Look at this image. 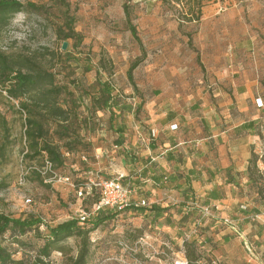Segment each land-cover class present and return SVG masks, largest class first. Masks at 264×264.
<instances>
[{
    "label": "rangeland",
    "instance_id": "374dc122",
    "mask_svg": "<svg viewBox=\"0 0 264 264\" xmlns=\"http://www.w3.org/2000/svg\"><path fill=\"white\" fill-rule=\"evenodd\" d=\"M22 1L34 2L42 9L17 13L2 35V49L7 52L18 49L69 51L70 58H80L78 64L62 60L65 73L60 74L59 79L67 82L78 77L80 89L74 85L70 88L77 91L76 94L84 91L86 97L82 98L81 109L90 119L89 129L81 131L84 142L90 145L81 146L75 154L69 155L67 164L57 168L58 175L49 178L42 167L43 158L25 157L24 114L18 111V102L0 88V143L4 144L3 156H0V212L13 217L36 214L53 225L75 218L80 208H90L95 199L80 200L74 187L61 181L60 175L83 174L92 169L107 176L111 163L116 164L108 156L119 149L116 147L117 126H125V135L120 137L124 141L144 134L150 118L148 104H156V110H166L195 102L200 99L202 89L199 87H203L207 77L211 80L219 60L235 53L244 56V48H235L234 41L243 42L250 32L264 41V0H202L200 21L184 22L181 26L179 13L186 11L189 0H182L180 4L174 0H130V15L140 41L134 38L127 24L123 9L127 0ZM67 8L76 18L74 27L82 34L81 43L74 39L63 41L57 34ZM64 42L68 46L63 50ZM198 54L200 59H197ZM100 58L107 64L106 71L99 67ZM136 60L133 82L127 71ZM45 63L61 66L55 60ZM86 66L91 70L86 71ZM201 75L202 83L199 82ZM108 80L114 86L113 94L122 103L134 107L142 104L141 110L119 114L117 110L102 109L94 113L91 94L98 92L100 82ZM82 153L88 154L86 164H83ZM36 168L43 171V177ZM28 197L32 198L31 202L26 201ZM167 224L168 221L157 218L151 226L140 213H120L91 234L94 240L91 239L94 242L92 264H160L159 257L149 247L137 245L138 239L129 236L131 229L143 233L156 248H166L171 258H182V226L168 227ZM41 230L47 232L46 226ZM211 236L215 239V235ZM8 237L9 233L3 239L4 244L8 243ZM35 241L42 243L37 238ZM78 242L77 238L68 239L64 243L66 253H53V264H67L68 257L77 254ZM122 242L127 244L126 248ZM25 255L29 254L20 249L15 257Z\"/></svg>",
    "mask_w": 264,
    "mask_h": 264
},
{
    "label": "crops",
    "instance_id": "0c3cea01",
    "mask_svg": "<svg viewBox=\"0 0 264 264\" xmlns=\"http://www.w3.org/2000/svg\"><path fill=\"white\" fill-rule=\"evenodd\" d=\"M257 37L250 32L243 42H233L244 48V56L235 53L219 60L211 80L207 77L199 87L200 99L158 111L156 104H148L144 134L124 141L108 156L116 162L107 167L109 174H127L138 188L137 197L151 203L171 192L197 197L216 205L219 215L230 216L239 233L213 219L196 235L202 239L200 250L222 264H264V198L249 175L253 152L264 148V41ZM258 172L262 174L259 167ZM147 212L143 216L151 226L160 218L168 227L181 224L183 231L200 216L197 210L185 213L173 206L162 213Z\"/></svg>",
    "mask_w": 264,
    "mask_h": 264
},
{
    "label": "trees",
    "instance_id": "16d2710c",
    "mask_svg": "<svg viewBox=\"0 0 264 264\" xmlns=\"http://www.w3.org/2000/svg\"><path fill=\"white\" fill-rule=\"evenodd\" d=\"M163 1L169 2V0ZM174 1L179 4L183 2L182 0ZM129 2L130 0H127L123 5L127 24L134 38L140 41L136 26L131 19ZM188 2L186 11L183 10L179 13L180 26L184 22H199L201 19L202 0H189ZM29 9L40 11L42 6H38L31 1L0 0V88L7 92L9 98L18 102V111L22 115L24 114V133L27 148L25 157L30 160L43 158V168L46 160H49L52 163V171L46 172L45 176L51 178L58 175L57 168L64 167L67 164L68 159H70L69 155L76 153L81 146L87 147L90 145L89 142H84L81 135L82 130L89 129L90 119L89 116L83 114L81 109L83 105L82 98L86 97L84 91L81 90L79 94H76L77 91L70 88V85H74L77 90L80 89L77 86V83H79L78 77H72L71 75V80L67 82L59 79V75L65 73L62 60L67 63L74 61L78 64L80 58H70L69 51L44 49L41 52L40 50L18 49L7 52L2 49V35L11 24L14 16L23 10ZM66 11L63 23L57 28V34L63 41L74 39L81 43L82 34L74 27L76 18L69 14L68 8ZM197 59H200L199 54ZM46 60L58 61L61 66L60 68H57L56 65L48 66L45 63ZM87 61H90V58ZM98 64L101 69L107 70V64L102 58L99 59ZM137 65L138 60L134 61L127 71L129 79L133 82V73ZM85 70L89 71L91 68L86 66ZM111 84L110 80L100 82L98 92L91 94V106L94 113L102 109L117 110L119 114L126 111L137 112L141 110L142 104L134 107L132 104L122 103L113 94L114 86ZM116 131L119 133L117 145L120 147L124 143V140L120 137L125 135V126L120 124L116 127ZM3 151L4 144L0 143V156H3ZM82 161L83 164L87 163L84 160ZM258 161V155L253 152L249 161V175L250 179L258 184V195L264 198V174L258 172ZM36 169V172L43 177V171ZM87 171L89 170H85L83 174L76 172L65 176L60 175V178L70 177L78 186L86 180ZM73 175H78V177L74 178ZM110 175L104 177L114 176ZM74 189L76 192L75 187ZM99 195V192L95 191L92 195L87 196L88 198H95L91 207L87 210L92 209L94 203L98 201ZM169 207L152 204L151 207L132 208L126 211L143 215L148 214V209L157 214L158 212L168 211ZM120 213L122 212L119 210L105 208L92 215L84 224L79 223L76 217L55 225L45 223L47 232H44L41 230V226L45 221L40 215L28 214L24 217H13L10 214L0 212V264H53V253L56 251L66 253L64 243L70 238L79 239V248L75 256L68 257L67 264H92L94 260V242L91 234L102 224L118 217ZM7 233H9L8 243L4 244L3 239H6L4 237ZM31 233L33 234L31 235ZM196 235L185 243L186 256L192 261L204 256L206 258L210 257L200 250L202 239ZM129 236L139 240L144 234L131 229ZM35 238L41 240L42 243L38 244ZM20 249L29 255L16 258L15 255Z\"/></svg>",
    "mask_w": 264,
    "mask_h": 264
},
{
    "label": "built area",
    "instance_id": "2783aa9c",
    "mask_svg": "<svg viewBox=\"0 0 264 264\" xmlns=\"http://www.w3.org/2000/svg\"><path fill=\"white\" fill-rule=\"evenodd\" d=\"M172 128H177V125L173 124ZM116 147L118 148L119 146L116 145ZM256 154L259 157L258 167L260 169V172L263 174L264 148L260 149L258 152H256ZM81 157L82 159H84V161L88 160L85 153H82ZM44 168L45 172L52 171V163L49 160H46ZM86 174V180L78 186L74 183V181L70 179V177L60 178L61 181L68 182L76 188L77 197L80 200H84L87 196L92 195L95 191H98L100 194L98 201L94 203L92 209L87 210L84 208H80L78 212H76V218H78L79 223H86L92 215L105 208H113L121 212H125L126 210L132 208L158 204L164 206L180 207L185 213H189L192 210H197L200 214L198 222L191 229L184 230L182 234V244L180 247V253H182L183 255L182 258H171L170 253L166 248H156V246H154L152 242L148 241V237L145 236L141 237L137 241V245H139L140 243L141 245H146L147 247H149L153 251V254L159 257L160 264H164L162 262L163 260L167 262L165 264H222L217 257H210L207 259L204 256L195 261H192L186 256L185 247V243L200 231L203 223L207 220L219 219L222 224L230 227L233 231L238 232V227L235 224L234 220L230 216L219 215V208L216 205L201 202V200L197 197L186 199L172 192L167 194L165 197L161 199L159 198L157 201H153L151 203L146 197H137L138 188L137 186L133 185L130 179H127L129 176L125 173L116 171L113 177L106 178L91 169L87 171ZM167 181L168 177L165 176L163 178V182ZM26 201L31 202L32 198L28 197ZM44 221L45 222L42 224L41 228H44L45 223H47L46 219H44ZM121 244L125 248L127 247L126 243L124 244V242H122ZM245 245L247 250L255 256L256 253L252 245H250L247 241L245 242ZM168 260H172V262H168ZM140 264L150 263L141 262Z\"/></svg>",
    "mask_w": 264,
    "mask_h": 264
},
{
    "label": "water",
    "instance_id": "95a60500",
    "mask_svg": "<svg viewBox=\"0 0 264 264\" xmlns=\"http://www.w3.org/2000/svg\"><path fill=\"white\" fill-rule=\"evenodd\" d=\"M67 46H68V43H67V42H64V44H63V46H62V49H63V50L66 49Z\"/></svg>",
    "mask_w": 264,
    "mask_h": 264
}]
</instances>
